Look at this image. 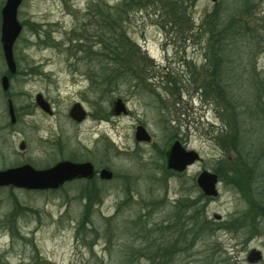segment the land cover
Instances as JSON below:
<instances>
[{"label": "rangeland", "instance_id": "1", "mask_svg": "<svg viewBox=\"0 0 264 264\" xmlns=\"http://www.w3.org/2000/svg\"><path fill=\"white\" fill-rule=\"evenodd\" d=\"M122 2L23 0L6 92L0 43V171L74 159L114 173L97 181L94 208L79 182L0 188V264H151L140 250L156 231L171 248L164 264H250L252 250L264 264V0ZM214 23L230 30L219 89L233 107L205 96ZM118 100L126 114L113 113ZM76 103L81 123L69 117ZM138 127L149 143L136 141ZM177 142L200 157L184 173L167 168ZM203 172L221 175L217 197L197 186Z\"/></svg>", "mask_w": 264, "mask_h": 264}, {"label": "water", "instance_id": "2", "mask_svg": "<svg viewBox=\"0 0 264 264\" xmlns=\"http://www.w3.org/2000/svg\"><path fill=\"white\" fill-rule=\"evenodd\" d=\"M214 4L220 0H211ZM23 0H6L1 10V37L0 42L2 52L7 66L8 73L15 75L17 73V64L14 57V46L20 37L23 27L18 20V11ZM10 86L8 76L2 78V87L7 91ZM37 105L46 113H51L49 105L44 101L41 95L36 98ZM9 115L11 122H16L15 110L12 102L9 101ZM113 113L120 115L126 113L125 105L121 100L114 104ZM70 117L75 122L81 123L86 119V112L80 104L76 103L70 110ZM136 141L149 143L150 136L143 127H138L136 132ZM20 150H25V144L20 145ZM200 157L195 152H187L180 143H175L169 153L168 169L179 173L184 172L188 166L199 161ZM94 177V166L91 163H75L62 161L55 166L44 170H36L30 165H24L17 168H11L0 172V188L14 187L27 191H46L56 190L65 183L75 179H92ZM112 172L104 169L101 172L102 180H111ZM197 184L206 197H217L218 177L215 174L204 172L197 179ZM248 262L256 264L262 260L259 251L253 250L248 256Z\"/></svg>", "mask_w": 264, "mask_h": 264}, {"label": "trees", "instance_id": "3", "mask_svg": "<svg viewBox=\"0 0 264 264\" xmlns=\"http://www.w3.org/2000/svg\"><path fill=\"white\" fill-rule=\"evenodd\" d=\"M161 1L165 2L167 0H123L122 5L127 9H135L141 7L140 9L145 8L144 5H149L150 3H154V5H158ZM196 0H193V2ZM139 9V8H138ZM124 10V12H125ZM222 26V24H221ZM221 26H217L215 23L209 26L207 31L208 36V52L209 55L206 58L207 67L203 68V79L207 85V90L205 92V96L213 97L216 101H221L223 103H227L230 107H233V98L230 96L224 95L222 91H220V84L223 85V81L227 75V68L229 61L226 60V49L224 48V44L228 40V34L230 33L228 29L223 30ZM263 42H264V33ZM130 42V40H128ZM122 46V45H121ZM121 46L119 48L121 53ZM131 52L134 50L130 47ZM129 53V52H128ZM238 70V69H237ZM203 82V81H202ZM224 86V85H223ZM201 90V89H200ZM223 140V139H222ZM238 158L240 160L241 154H238ZM241 166V165H240ZM245 167V166H241ZM234 169V168H233ZM236 168L235 170H238ZM221 177L220 174H218ZM93 205L89 204L88 208H91ZM81 229V227H80ZM159 231V230H158ZM142 241L146 244L145 247H142L140 250L141 257H145L147 261L151 264H164L166 258L171 253L170 250H164V238L159 237L157 235V231L149 235L145 240Z\"/></svg>", "mask_w": 264, "mask_h": 264}, {"label": "flooded vegetation", "instance_id": "4", "mask_svg": "<svg viewBox=\"0 0 264 264\" xmlns=\"http://www.w3.org/2000/svg\"><path fill=\"white\" fill-rule=\"evenodd\" d=\"M16 122H17V115H16ZM70 161H74V162H78V163H83V162H79L80 160H74V159H70ZM93 166H94V164H93ZM104 169H107V170L111 171L107 167L102 168V169H97L94 166V177L92 179H86V178L76 179V180H74V181H72V182H70V183L62 186L58 190H48V192H58L61 189L65 188L66 186H68V185H70L72 183H76V182L85 184L86 188L84 189V191H82L80 197L83 198L84 200L88 201L89 204L93 205L91 208H94V207H96V203H98L99 201H101V197H102V191H100V189L98 188L97 181L100 180V181H102L104 183H110V182H112L114 180V173L112 171L111 172L113 174V177H112L111 180H102V178H101V172Z\"/></svg>", "mask_w": 264, "mask_h": 264}]
</instances>
